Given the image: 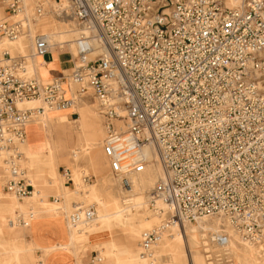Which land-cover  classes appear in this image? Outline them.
Segmentation results:
<instances>
[{
  "label": "built area",
  "instance_id": "1",
  "mask_svg": "<svg viewBox=\"0 0 264 264\" xmlns=\"http://www.w3.org/2000/svg\"><path fill=\"white\" fill-rule=\"evenodd\" d=\"M34 1L31 22L49 5ZM65 1L81 28L77 54L68 74L44 82L30 71V60L46 56L50 42L37 35L30 55L2 46L30 29L18 21L25 0H0L6 14L0 25L3 190L18 199L34 193L21 166L22 146L27 124L45 108L18 104L41 100L66 108L92 91L111 174L128 185L150 162L145 147L165 171L148 203L165 217L143 233L142 255L153 257L152 247L172 223L212 217L244 242L264 246V0H233L234 7L228 0ZM69 80L77 86L74 97L65 95ZM64 177L73 183L68 169ZM81 218L77 210L71 221ZM9 222L27 225L21 215ZM208 240L222 247L229 236L214 233ZM204 254L209 264H234L228 253ZM94 259L91 264H102Z\"/></svg>",
  "mask_w": 264,
  "mask_h": 264
},
{
  "label": "bare ground",
  "instance_id": "2",
  "mask_svg": "<svg viewBox=\"0 0 264 264\" xmlns=\"http://www.w3.org/2000/svg\"><path fill=\"white\" fill-rule=\"evenodd\" d=\"M44 1H45V3H49V4L52 3L53 4L54 11H55L54 14H55V18H56L55 20H51L50 18L45 17L43 19L41 25H40V31L39 32L42 34H39V35H44L46 37V39L51 44V49H50L49 53L47 54V56H49L50 53L55 54L56 52L57 53L58 52L59 53L67 52L68 54H71V56H72L71 62H73V58L77 54L76 41H77V39L81 33V28L77 24L78 28L76 27V29H75V25L73 24L74 18L70 14V12L68 11L67 3L65 0H60V3H57V4L53 0H44ZM227 4L229 7H234L238 4V2L233 1V0L232 1L228 0ZM0 5H1V3H0ZM34 6H35L34 0H25L23 10H21L22 12L19 13V16H18V17L22 16V18L18 21H21L23 25L26 22H27V24L32 23V22L30 23V21H29V15H30V13L32 15L33 10H34ZM23 17L25 19H23ZM38 21H40V20H38ZM28 35H30L31 37H34L32 44H31L32 45V52H33L36 35L32 29V26H31V32ZM28 35L21 36L17 40L3 42V43H1V45L2 46L3 45L8 46L10 49H11V47L15 48L11 44L19 42L22 38L27 37ZM93 43L95 44V41ZM101 51H102L101 49H98L97 53L93 54L91 56V58H94L95 55L99 54ZM38 57H41V56L33 55L31 57L30 71L34 72L35 75L39 79L47 80V78H44V76L50 71L51 68H50V66L49 67L48 66H41V65L36 66V62H34V59L38 58ZM41 58L43 60V57H41ZM42 63L45 64L44 61ZM34 64H35V67H34ZM51 66H52V64H51ZM39 67L40 68L42 67V68L39 69ZM37 73H38V75H37ZM49 78H51V77H49ZM44 82H49V81H44ZM64 87L66 90V93H65L66 97H74L73 89H75V91H76L77 86L75 84H73L72 81L69 80V82H66L64 84ZM77 101H78V97H75L73 104L70 107H66V108H49V107L45 106L41 100L22 101L18 104V107L20 109H27V108H34V107L43 106L45 108L44 114L38 120L42 119L47 114V118L45 117L44 119L38 121V124L36 123V125H38V130H37V133L35 134V136L33 138V141H34V144L36 146H38V147L44 146L45 147V156H44L43 161L49 162L51 171L54 174V176H52V177H55V179L53 178V181H48L47 178L51 175L47 174V172L43 169L42 164L40 165V167L37 168V171H36L37 176L35 177V181L38 183L34 182L32 179H30L27 176L31 180L32 184L37 188L36 193L38 196H37L36 201L38 203L41 202V204H45V205H48L50 207V210L43 212L42 214H39V215H34L33 219H40L43 217H47V216L56 214L59 211L58 209H63V207L60 206L59 204L45 202L44 200H42V198H41L42 195L40 194L41 193L40 189H42L44 187L49 188V187H59L60 186L59 189L63 188V182L58 179L55 162H58V163L59 162H67L71 159H73L74 162H77L81 155H87L91 159L90 160L91 163H93V165L97 169H99L101 166V159H103L102 157L104 155V154H102L103 134L95 126L96 119H97L96 118L97 117L96 105L95 104H88L86 101L82 100L81 105H79V107L76 109V111L80 114L79 118H77L75 120H71V121H66V119H61L58 116V114L69 113L71 111H68V110L75 109L77 106ZM52 114H56V116L52 117L49 120L48 117L51 116ZM98 115H99V113H98ZM34 120H36V119H34ZM34 120L30 121L26 126L27 137H26V141L24 143V145H25L24 153H25L26 160H27L26 163L30 169H31V167H33L34 163L36 162L35 158H33L34 154L32 152H30L31 150H29V148L31 146V145L29 146V144H30L29 142H31V140L29 142H27L28 139L32 138V137H30V138L28 137V131H29L28 127ZM71 125H75V128L72 127ZM23 146H22V149H23ZM31 147L33 150L34 145ZM34 153H35V151H34ZM144 154L147 156V158L150 161L148 163L145 171L143 173L134 174V175L130 176L128 179V185H126V186L120 185L123 193H125L124 199L122 197V192L120 190H118L116 187L118 178L114 177V181L111 179L110 176L102 179V183L106 186V188L107 187H113V186L115 187V191H116L115 196H116V199L118 200L117 206L120 208V210L122 212H127L128 214H133L134 209L138 208L144 202H147L146 205L148 207V205H149L148 203L153 197V191H154V188H155L157 182L159 180L165 178V171H164L163 166L161 165V162L159 160L157 153L151 147H145L144 148ZM104 157H106V156L104 155ZM24 158L22 161H24ZM106 159H107V157L105 158V160ZM106 162L108 165V163H109L108 159L106 160ZM85 175H86L85 173H81V181L83 182V184L82 183L81 184L86 185L84 190H87V192L92 190L91 191V195H92V192L96 190L97 186L84 184L85 183V181H84ZM119 182H120V180H119ZM153 185H154V187H153ZM34 197H35V190H34L33 196L31 195L30 197H28V199H30V201H32L34 199ZM95 200H96V198H95ZM10 201L12 202L11 211H13L16 208V206L20 207V209H21L22 204H16L13 201V199ZM78 204H80V203L74 202L72 204L73 208H75V212H76L77 208H78V210H79V208H81V206L77 207ZM83 204H81V205H83ZM148 212L151 215L160 219L161 222L163 221V219L165 217V213H163V212H151L149 210V208H148ZM23 214H24L23 218L27 222V214L25 212ZM73 214H74V212L71 214V217ZM111 216L112 215H110V214H105L103 216H100V220L101 221L104 220L107 222V221H109V218ZM71 217H70V220H71ZM84 217H86V215ZM15 218L16 217H14L13 219H9V221L14 220ZM111 218H113V217H111ZM115 218H118V214L115 215ZM115 218H113V219H115ZM9 221H8V223H9L10 228L12 230H14V228L18 226L17 223L14 222V224H13V223H10ZM210 221L215 222L216 227L213 225H212V227H208L207 225L210 223ZM82 222H84V221L77 222V223L75 222L76 226L77 227L80 226L82 224ZM103 222H101V223H103ZM161 222L159 223V225L161 224ZM159 225H157L153 229L157 228ZM3 226L4 225L0 221V230L2 231V233L4 235V234H6V232H4ZM189 226H191V227L194 226V230L189 228ZM30 227H31V223H29V228ZM153 229H151V230H153ZM197 230H199V234L197 232H195ZM115 232H116V230L115 231H109V230L107 231L108 235H112ZM123 233L128 235L133 240H139L138 238H141V236L138 234L131 235V233L124 231V230H123ZM214 233H225V234H227L229 236L228 243L223 245L222 247L217 245V244L210 243L208 240V237ZM164 234H165L164 238H166V235H168L169 237L176 238L178 241H181L184 244V247L186 248L187 253L191 254L193 264H197V258L194 255V252L197 254H200L199 253V251H200L199 250L200 249L199 241H200V246L202 248L203 253H207V252L228 253L233 258L234 264H236V258H235V254H234L235 252L233 250V246H235V244H238V245L241 244L244 248H249V249L250 248H252V249L258 248L260 253H264V246H262L260 244L256 245V244H249L247 242H244L241 239V237L231 228V226L229 224L223 222L221 219H219L217 217L203 218V219L197 220V222H184V223H176L175 222V223H172L168 227V229L164 232ZM70 238H71L72 242H74V240L76 239L75 237H73L71 235H70ZM160 244H161V242H160ZM189 244L192 246L194 252L191 250V247ZM156 245L157 244H155L152 247L151 253L153 252V249L156 247ZM63 246H66V245H63ZM19 251H20L19 253H15L16 254V264H22V259H21L20 254L26 252V250H24V249H20ZM140 257L142 260L151 259V258H147L146 256L142 255V249H141ZM204 257H205V261L207 262L205 254H204ZM154 258H157V259L154 260ZM159 259H160V256L158 254H156L155 257H153L152 261H150V264H160ZM167 264H173V263L167 262ZM182 264H189V263L183 262ZM207 264H209V263L207 262ZM256 264H264V260L263 261H256Z\"/></svg>",
  "mask_w": 264,
  "mask_h": 264
},
{
  "label": "rangeland",
  "instance_id": "3",
  "mask_svg": "<svg viewBox=\"0 0 264 264\" xmlns=\"http://www.w3.org/2000/svg\"><path fill=\"white\" fill-rule=\"evenodd\" d=\"M53 1L56 2V4L60 3V0H53ZM51 4L47 5L48 8H47V12L45 14L46 16L44 15L42 18H39L38 20H40V21H38V20L34 21V22L32 21V23H31V20H30L31 24H28V26H27V27H29L30 32H31V26H32V29H33L35 35H38L40 33L39 32L40 31V25H41V23L45 17L46 18L48 17L51 20L56 19L55 14H54L55 13L54 6H53V4L52 5ZM0 7L3 8L1 5H0ZM30 15H31V13H30ZM5 16H6V14H5ZM21 18H22V16L18 17L19 20ZM73 24L75 25V29H76V27L78 28L77 23L74 19H73ZM30 32H29V34H30ZM28 36L22 38L17 43L11 44L15 47V48L11 47V51L14 53H23V54L27 53L30 55L32 53V45H31V43H29L27 41ZM0 47H2V46H0ZM68 56H69V58H72L71 54H68ZM34 67H35V64H34ZM37 75H38V73H37ZM49 80L50 79H47L45 81H49ZM85 99H86V102L88 104L97 105V102L94 99V95H93L92 91H89V93L86 95ZM96 108H97V106H96ZM69 115H70L69 116L70 120H73V119H76L79 117L78 113H75V112L70 113ZM97 115H98V112H97ZM38 119L34 120L31 123V125L29 126L28 137L29 138L32 137V138L27 140V142H29L31 140V142H29L30 143L29 146L34 145L33 150H32L31 146H30L29 150H31L30 152H32L34 154L33 158H35L36 162L34 163L33 167H31V169H30L29 166H27L26 156L24 155L25 158H24V161L21 162V166H22V168H24L26 170L25 171L26 176H28L30 179H32L34 182H36L35 181V177L37 176L36 171H37V168L40 167V165L42 164L43 169L47 172V174L51 175L47 178L48 181H53V178L55 179V177H52V176H54V174L51 171L49 162L43 161L44 156H45V147L44 146L38 147L34 144V141H33V138H34V136L38 130V125H36V123L38 124V121H39ZM100 119H101V121L99 119H97L96 123H95V126L98 129H101L102 127H104V126H102L103 120L101 117H100ZM71 126L75 128V125H71ZM23 151H25V145L23 146ZM34 151H35V153H34ZM102 154H104L103 149H102ZM102 158L103 159H101V166L99 169H97L93 165V163H91V161H90L91 159L87 155H81L77 162H74L73 159H71L67 162H59V163L55 162L58 179L63 182V188L59 189L60 186L59 187H49V188L44 187V188L40 189V192H41L40 194L42 195L41 198H42V200L47 201V202H59V205L62 206L63 209H58L59 211L53 215H57V214L61 213L64 215V217H67V215H70L73 212H75V208L71 207L72 202L80 203L77 205V207L81 206V208H79V211L80 212L82 211L81 212V215H82L81 219H84V220L88 219L89 220L90 218H87L84 216L86 215V211L90 210L92 213L91 218L95 219L94 223H96V225H95L96 228H98L101 224L103 225L101 227L102 229L89 231L85 235L86 237H84V238H88V240H87L88 245L86 247H85L84 243L80 242L79 244H77V250L74 251V253H75V256L77 257V259L79 261H81V264H85V260L90 261L89 264H91V261L95 260L94 258H96V257H99L102 260V264H114L111 256L115 255L116 254L115 252L118 251V245L125 243V241L126 242H128V241L133 242L134 241V243H135L134 247H136L137 249H136L135 253L133 254L134 258H132V261H131V264H132V263H134V260H136V259L139 260V255L141 253V240H142L143 233L150 231L151 229H153L154 227L159 225V223L161 221H160V219L151 215L148 212V208L151 212H153V211L149 206L147 207V205H146L147 202H144L138 208H135L133 214H128L127 212H122L120 210V208L117 206L118 200L116 199V196H115V193H116L115 187L112 185L113 187H107L106 188V186L102 183V179H104L108 176H110L111 179L114 181V176L110 172L109 163H108V168H107V166L105 164L104 156ZM64 169H68L71 172L73 183L67 182L66 178L64 177ZM81 173H85L86 175L90 176V180L87 182L85 181L84 184H89V185H95L96 184V186H97L96 190L92 192V195H91L92 190H90L88 192H87V190H84L86 185H82L83 182L81 181ZM74 178H77V179H75V182H77V180H79L80 184L81 183L82 184L79 185L77 182L76 184H78V187H76V185L74 184ZM5 180H6V178L4 176V172H3L1 165H0V221L4 225L3 226L4 232H6V234L3 235L2 231L0 230V261H1L0 264H15L14 260H13L14 257L16 256L15 253L20 252V251H18V249H24L25 250V248L22 246H19V244H15V242H12V240L14 239L15 234H21L24 231H27V229H29V224L26 226H22V227L17 226L14 228V230H12L9 226V223H8L9 219H13L17 215H21V214H22L21 216L24 217L23 216L24 212L25 213L28 212L29 215H32V216L39 215V214H42L43 212L50 210V207L48 205L41 204V202L38 203L37 201H35L34 204L30 203L27 207H25V209L27 211H22L20 209V207L16 206V208L13 211L7 213V216H6V214L4 213V210L7 211V209L9 208L8 206L10 205V203H9V205L6 203L7 200L13 199V201L16 204L26 205V204H28V202H30V199H28V198L18 199L15 196L6 193L3 190L4 185H5ZM36 183H38V182H36ZM120 185L122 186L121 182H119V180L117 179V186L116 187L118 190H120L122 192V197L124 199L125 193H123ZM154 185H153V187H154ZM34 188H35V190L37 189L35 186H34ZM76 188L79 191V193H77L78 195L73 196V197L68 196L70 190L74 191V190H76ZM79 188L82 191V195L80 194L81 192H80ZM53 192H56V193H53ZM66 194H67V196H66ZM75 198H77V200H75ZM95 198H96V200H95ZM93 199L95 201L92 202ZM55 200H58V201H55ZM82 200L85 202L83 205H81ZM96 202H99L100 205L101 204L102 205L98 207L97 206L98 203H96ZM4 207L6 209H4ZM41 208H45L46 210H41ZM84 209H86V211H84ZM77 210H78V208L76 209V211ZM105 214H110V215H112L111 217H113V218H115V215L118 214V218L113 219L110 217L109 221L106 222L103 220L104 221L103 222L100 220V216H103ZM120 221H123L124 225L122 224L121 226H117V225H119V223H122ZM101 222H103L104 224ZM212 225L216 227V223L211 222V221L207 226L212 227ZM72 227H77L76 223H74V225H72ZM189 228L194 230V226L193 227L189 226ZM108 230L109 231H115L116 230V232L113 233L112 235H108V233H107ZM123 230L127 231L129 233H132V234H138L141 236V238L139 240H133L128 235L123 233ZM94 232H96V233H94ZM103 232L105 234V237H103ZM195 232H197L199 234V230H197ZM164 236H165V234L163 233L161 236L162 239L159 240V242L157 243L156 247L153 249V252H152L153 257H155L156 254H158L160 256V259H159L160 264H167V262H171L173 264H182L183 262L193 264L191 254L187 253L186 248L184 247V244L181 241H178L174 237H169L168 235H166V238H164ZM160 242H161V244H160ZM108 245L111 246L110 248H111L113 253L108 252V250H109ZM190 247H191V250L194 252L191 245H190ZM199 247H200V249H199L200 254H197L194 252V255L197 258V264H207V262L205 261L204 253H203L202 248L200 246V241H199ZM233 250L235 252L234 254H235V258H236V264H256V261H263L264 260V253H260L258 248H253V249L250 248L249 249V248H244L241 244L240 245L235 244V246H233ZM36 253H37V249H35V247L30 253H21L20 256L22 259V264H29V263L30 264H39L41 261H43L45 254L42 252V255H37ZM118 257L121 259L126 258L127 254L123 250H120L118 252ZM153 257L151 259H148V260H143V261L141 260V262H143L141 264H150V261H152ZM155 259H157V258H154V260Z\"/></svg>",
  "mask_w": 264,
  "mask_h": 264
},
{
  "label": "crops",
  "instance_id": "4",
  "mask_svg": "<svg viewBox=\"0 0 264 264\" xmlns=\"http://www.w3.org/2000/svg\"><path fill=\"white\" fill-rule=\"evenodd\" d=\"M5 19H6L5 10L0 7V25L3 23V21ZM23 19H24V17H23ZM39 34H42V33H39ZM33 39H34V37H31L29 35L27 41L32 44ZM43 61L45 62V64L42 63ZM34 62H36V66L37 65L48 66V67L50 66V68H51L50 71L44 76V78H47L50 80L53 78L62 76L64 73L68 74L71 71L72 66H73V62H71V58H69L67 52H61V53L56 52L55 54L50 53L49 56H47V55L43 56V60L41 57L35 58ZM51 64L53 67L51 66ZM41 68L39 67V69H41ZM49 77H51V78H49ZM40 80H42V79H40ZM42 81H45V80H42ZM74 93H75V89H73V94ZM82 100L86 101L85 97H78L77 106L75 109L68 110V111H71L69 113L58 114V116L61 119H66V121H71L69 119V116H70L69 114L73 113V112L78 113L76 111V109L79 107V105H81ZM96 111H97V108H96ZM78 115L80 117L79 113H78ZM55 116H56V114H52L48 118L50 120L52 117H55ZM45 117L47 118V114L42 119H44ZM96 118L101 121L100 115H97ZM42 119H40V120H42ZM73 120H75V119H73ZM99 130L103 134V140L102 141H104L105 129H104V127H102ZM102 147H103V145H102ZM104 159H105V157H104ZM105 164L108 168L106 160H105ZM75 179H77V178H74V184L77 187L78 184H76L77 182H75ZM77 181H78L79 185H81L79 180H77ZM34 190H35V188H34ZM79 190L81 192L80 194L82 195V191L80 188H79ZM53 193H56V192H53ZM77 193H79V191L77 189H76V191L70 190L68 196L73 197V196L78 195ZM37 196L38 195H37L36 190H35L34 199L32 201L28 202V204L22 205L23 208H21V209L23 211H27L25 209V207H27L30 203L34 204L36 199H37ZM66 196H67V194H66ZM75 200H77V198H75ZM55 201H58V200H55ZM93 201L94 200H92V202ZM45 202H47V201H45ZM6 203L8 205L10 203L7 211L4 210V213L7 216V213L11 212L12 202L10 200H7ZM48 203L59 204V202H48ZM73 203L74 202L71 203L72 208H73V206H72ZM83 203H84V201H81V204H83ZM96 203H98L97 204L98 207L102 205V204L100 205L99 202H96ZM4 209H6V208L4 207ZM41 210H46V209L41 208ZM26 214H27V225L29 223H31V227L29 229H27V231H24L21 234H15L12 242H15V244H19V246L24 247L26 250V252H24V253H30L34 249V247H35V249H37V253H36L37 255H42V252H43L45 254L44 260L41 261L39 264H81V261H79L77 259V257L75 256V253H74V251L77 250V244H79L81 242V243H84V245L86 247L88 245V243H87L88 238H84V237H86L85 235L89 231L102 229L101 227L103 226L101 224V226H99L98 228H95L96 227L95 226L96 223H94L95 219L90 218L89 220L88 219H85V220L82 219L81 221H84V222H82V224L79 226L80 228L79 227L78 228L72 227V225H74V223H72L70 221L71 214L67 215V217H64V215L60 213L57 215H51V216L43 217L40 219H33L34 216L29 215L28 212H26ZM81 221H79V222H81ZM120 222H122V223H119L118 226H121L123 224V221H120ZM94 233H96V232H94ZM70 235L76 238L74 240V242L71 241ZM131 235H133V234L131 233ZM103 237H105L104 232H103ZM138 239H140V238H138ZM63 245H66V246H63ZM134 246H135L134 241L133 242H131V241L126 242L125 241V243L119 244L118 245V251L115 252L116 253L115 255L111 256L113 263L114 264H131L132 258H134L133 254L135 253V251L137 249ZM110 247L111 246L108 245V248H109L108 252L113 253ZM19 250L20 249H18V251ZM120 250H123L127 254L126 258L121 259L118 257V252ZM13 260H14V263L16 264V256L14 257ZM136 260H134V263H132V264L143 263V262H141L142 259H141L140 255H139L140 261L139 260L136 261ZM89 263H90V261L85 260V264H89Z\"/></svg>",
  "mask_w": 264,
  "mask_h": 264
}]
</instances>
